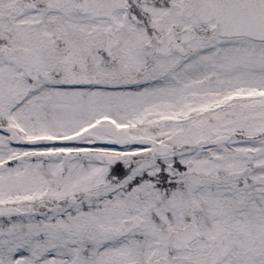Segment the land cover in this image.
I'll return each instance as SVG.
<instances>
[{"label":"snow or ice","instance_id":"obj_1","mask_svg":"<svg viewBox=\"0 0 264 264\" xmlns=\"http://www.w3.org/2000/svg\"><path fill=\"white\" fill-rule=\"evenodd\" d=\"M0 264H264V0H0Z\"/></svg>","mask_w":264,"mask_h":264}]
</instances>
